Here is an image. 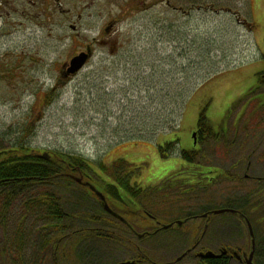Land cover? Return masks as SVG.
<instances>
[{
	"label": "rangeland",
	"instance_id": "374dc122",
	"mask_svg": "<svg viewBox=\"0 0 264 264\" xmlns=\"http://www.w3.org/2000/svg\"><path fill=\"white\" fill-rule=\"evenodd\" d=\"M35 1L40 7L36 16H20L13 0H0V149L16 145L22 123L30 122L32 131L24 141L39 153L62 151L107 164L122 157L138 165L134 181L156 185L188 166L177 146L162 156L156 143L178 137L181 148L193 147L201 105L212 100L206 115L219 125L264 69V0H149L146 9L118 16L113 52L94 44L86 65L59 82L61 65L101 35L115 16H43L41 0ZM101 8L104 14L109 7ZM70 19L82 35L73 33ZM51 88L59 93L45 104L44 92ZM248 131L239 132L236 142L244 143L237 149L248 154L250 174L264 176V123L250 124ZM240 155L212 154L204 160L210 170L229 168L241 158L243 174L246 161ZM233 183L222 181V191L237 189ZM22 212L21 202L16 203L0 228V248L10 243L19 221L34 241L36 221ZM33 245L26 244L23 264L33 263ZM12 256L0 255V264H9Z\"/></svg>",
	"mask_w": 264,
	"mask_h": 264
},
{
	"label": "trees",
	"instance_id": "16d2710c",
	"mask_svg": "<svg viewBox=\"0 0 264 264\" xmlns=\"http://www.w3.org/2000/svg\"><path fill=\"white\" fill-rule=\"evenodd\" d=\"M246 23L251 29L252 22ZM261 57L264 60V51ZM263 79L264 69L257 72L259 86L239 97L226 110L219 125L206 115L212 102L207 99L198 111L193 147L181 148L178 137L156 143L162 156L177 146L178 156L189 166L180 168L178 177L170 179L174 176H167L156 185L143 186L134 181L139 175L138 165L122 157L109 164L62 151H48V158L41 157L38 155L41 150L25 144L24 139L32 128L30 122L22 123L17 144L0 149V228L4 230L10 212L19 202L24 216H33L37 225L32 228L33 241L26 237L25 227L19 221L10 243L0 248V255L12 254L9 264L26 263L22 254L26 244L32 241V264L40 261L41 264H112L111 239H115L116 246L123 247L120 239L124 237H157L163 241L128 244L131 248L139 247L138 250L132 248L133 257L145 253L148 259L155 260L159 245L181 250L190 244L191 238L202 236L201 249L215 251L222 240L235 236L249 238L248 220L255 238L256 258L264 256V176L250 174L248 154L237 149L240 142H236L239 132L250 133V124L261 126L264 123ZM58 93V89L45 90V104H50ZM260 97L262 100H258ZM180 102V106L184 105L182 99ZM239 109L242 112L235 117ZM237 153L246 161L243 174H239L238 168L241 158H236L237 161L226 169L213 166L208 170L206 167L211 166L204 160L208 155ZM260 158L264 159V152ZM224 180H232L237 189L222 191L224 188L220 184ZM86 183L101 192L104 201ZM105 204L109 210L105 209ZM220 208L232 211L214 213ZM168 224L172 225L163 227ZM220 225H223L222 235L218 236ZM204 226L206 229L202 233ZM209 261L224 264L216 258ZM258 264H264V260Z\"/></svg>",
	"mask_w": 264,
	"mask_h": 264
},
{
	"label": "flooded vegetation",
	"instance_id": "af4514ba",
	"mask_svg": "<svg viewBox=\"0 0 264 264\" xmlns=\"http://www.w3.org/2000/svg\"><path fill=\"white\" fill-rule=\"evenodd\" d=\"M13 2L14 11L20 14V16H36V10L40 8L35 0H13ZM148 2L149 0H41L42 12L40 14L43 16H64L66 20L69 16H78V18H81V16H115L108 19L102 28L101 35L93 36L91 42L82 44L81 48L74 52L73 56L82 51L87 52L89 54L88 62L94 54V44H100V47H108L110 52L114 51L118 36V22L120 20L118 16H132L134 13L146 9ZM105 5L109 8H107L104 14H101L103 10L101 7ZM116 9L118 10L117 12H115ZM72 20L70 19L69 27L77 36L82 35V30ZM70 76L66 75V68H63L60 70L58 81L63 82L70 78ZM256 86H259L258 82ZM205 229L206 226L203 227L202 233L205 232ZM247 230L249 238L235 236L233 239L222 240L216 250L212 251L215 254L214 257L203 256L210 248H207L208 250L205 251L201 249L200 242L203 240L202 236L195 237L194 239L191 238L190 244L181 250L162 248L161 245L157 246L156 250L158 254H156L155 260L148 259L145 253L133 257L131 253L132 248L138 250L139 247L135 246L131 248L128 244L132 241L147 242L156 240L161 242L163 241L162 238L124 237L122 240L120 239V241L124 242L123 247L116 246L114 243L115 239H111L113 242L110 243L109 248L114 256L112 264H118L119 262H130L131 264H211L209 260L213 258L219 259L224 264H248L247 258L252 250L253 238L250 235L249 228ZM96 240L102 241L104 239L97 238ZM255 247L254 238L252 262L253 264H258V261L264 260V256L256 258L254 253ZM121 248L124 249L123 252H117Z\"/></svg>",
	"mask_w": 264,
	"mask_h": 264
},
{
	"label": "water",
	"instance_id": "95a60500",
	"mask_svg": "<svg viewBox=\"0 0 264 264\" xmlns=\"http://www.w3.org/2000/svg\"><path fill=\"white\" fill-rule=\"evenodd\" d=\"M88 57H89V54L87 52H85V51H82V52H80L78 54H75L67 62H64L61 65V69L66 68V75H73V74L77 73L78 71H80L84 67ZM193 139H194V143H195V133H193ZM38 155L41 156V157H44V158H48L49 157L48 151H43V152L39 153ZM78 181H80V179H78ZM86 184L89 185L91 190H93L95 192V194L102 201H104L105 197H104V195L101 192L95 190V187L92 186L91 184H89V183H86ZM105 209L109 210L107 204H105ZM226 211H232V210L228 209V208H220V209L214 210V213L218 214V213H223V212H226ZM205 216H206V214L203 215V217H205ZM177 223L180 224L181 222L178 221ZM171 225L172 224H168V225H164L163 227L167 228V227H170ZM247 225H248V228H249L250 235L253 238L252 239V250L249 253V257L247 258L248 259L247 263L248 264H253L252 256H253L254 237H253V231H252L251 224L249 223L248 220H247ZM203 256H205V257H214L215 254L212 251L208 250L207 252H205V254H203ZM118 264H131V263L130 262H119Z\"/></svg>",
	"mask_w": 264,
	"mask_h": 264
}]
</instances>
